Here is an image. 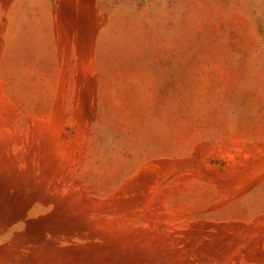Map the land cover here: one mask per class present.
<instances>
[{"label":"rangeland","instance_id":"1","mask_svg":"<svg viewBox=\"0 0 264 264\" xmlns=\"http://www.w3.org/2000/svg\"><path fill=\"white\" fill-rule=\"evenodd\" d=\"M0 264H264V0H0Z\"/></svg>","mask_w":264,"mask_h":264}]
</instances>
